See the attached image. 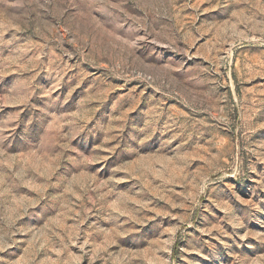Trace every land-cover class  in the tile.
Instances as JSON below:
<instances>
[{
    "label": "rangeland",
    "instance_id": "rangeland-1",
    "mask_svg": "<svg viewBox=\"0 0 264 264\" xmlns=\"http://www.w3.org/2000/svg\"><path fill=\"white\" fill-rule=\"evenodd\" d=\"M0 264H264V0H0Z\"/></svg>",
    "mask_w": 264,
    "mask_h": 264
}]
</instances>
